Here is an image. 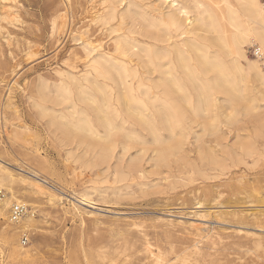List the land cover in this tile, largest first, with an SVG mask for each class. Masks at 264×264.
<instances>
[{
	"label": "rangeland",
	"instance_id": "obj_1",
	"mask_svg": "<svg viewBox=\"0 0 264 264\" xmlns=\"http://www.w3.org/2000/svg\"><path fill=\"white\" fill-rule=\"evenodd\" d=\"M102 6L101 0H75L71 4L61 0H0V167L12 173L14 192L20 200L10 201V193L4 188L8 204L6 218L0 223L8 225L14 245L27 250L29 256L26 262L12 259L0 226V264H156L154 254L155 258H164L161 264H186V260L187 264H264V160L258 166L250 162V169L243 168V189L226 177L205 183L197 169L200 161L194 145L196 134L187 142L186 149L190 151L187 156L181 161L171 159L173 169L170 166L162 169L164 175L160 177L167 176L165 172L170 177L166 182L154 181L159 185L143 189L132 185L118 192L114 189L122 184H115L114 177L104 173L103 167H93L94 158L83 156L82 149L69 155L70 148L47 131L45 122L32 109L27 98L30 93L27 87L32 84L43 81L51 95L70 83L75 90L76 85L65 72L70 70L66 63L72 52L81 51V47L73 41L71 32H84L86 38L102 49L112 47L118 21L86 19L91 7L95 8L93 12L102 13ZM60 13L68 19L67 36L53 35L51 31V19ZM250 46L245 49L249 58L255 60L249 53ZM242 85L246 88L247 102L243 105L255 98L264 104L261 88L254 80ZM238 108L231 121L235 123H227L231 109L224 110L225 116L221 117L224 143L237 149L240 140L255 143L264 157V120L254 119L242 107ZM192 126L199 135L197 124ZM24 162L39 165L52 180L53 188L42 185L45 193H38L28 187L24 182L34 180L17 171ZM112 163L116 164L115 158ZM153 179L158 180L159 175H153ZM224 182L231 185H218ZM61 192L88 194L97 205H78ZM19 202L32 209L34 217L30 218L34 227L26 228L23 221L17 225L9 222V209ZM198 224L199 229L192 228ZM24 232L30 236L28 245L21 244Z\"/></svg>",
	"mask_w": 264,
	"mask_h": 264
},
{
	"label": "bare ground",
	"instance_id": "obj_2",
	"mask_svg": "<svg viewBox=\"0 0 264 264\" xmlns=\"http://www.w3.org/2000/svg\"><path fill=\"white\" fill-rule=\"evenodd\" d=\"M74 1L61 0V3ZM101 3L104 12H93L95 8L91 7L86 19L117 20L119 25L114 31L118 34L112 47L105 50L86 38L84 32L70 33L81 47V51L72 52L66 63L70 70L65 72L76 85L75 90L70 83L51 95L43 81L27 87L30 105L45 122L47 131L70 148L69 155L82 149L83 156H92L93 167H103L104 173L114 177L115 184H122L114 189L118 192L132 185L143 189L159 185L154 181L166 182L170 177L165 172L167 176L161 178L162 169L172 168L171 159H184L190 152L186 149L189 138L197 134L194 145L203 182L226 177L243 189V168L260 165L263 153L255 143L244 140L239 141L238 149L224 143L221 117L225 116L224 110L231 109L232 114L226 116L231 125L239 111L236 108L242 107L253 118L264 120V104H260V99H249L250 104L243 105L247 102L246 88L242 85L254 80L261 88L264 102V70L258 61L249 58L245 49L257 42L264 52L261 0H101ZM67 20L64 13L52 17L53 35H68ZM192 124L200 128L199 135L193 132ZM238 137L242 138L240 134ZM114 158L116 164L112 163ZM127 159L129 162L125 164ZM38 166L24 162L17 171L34 180L24 182L28 187L45 193L42 185L53 188L52 180ZM240 171L243 172L239 175ZM153 175H159V179L151 180ZM14 183L12 173L0 167V186L8 189L10 201L17 202L20 200L16 198ZM218 185L229 187L231 183ZM61 194L81 206L97 205L88 194ZM7 204L6 200L0 207V221L6 218ZM83 213L94 215L90 211ZM23 223L29 228L35 222L28 217ZM0 226L12 259L26 262L27 250L14 245L8 225L0 223ZM192 228L199 229V224ZM152 252L150 249L151 256ZM154 255L156 264L164 262L162 256Z\"/></svg>",
	"mask_w": 264,
	"mask_h": 264
},
{
	"label": "built area",
	"instance_id": "obj_3",
	"mask_svg": "<svg viewBox=\"0 0 264 264\" xmlns=\"http://www.w3.org/2000/svg\"><path fill=\"white\" fill-rule=\"evenodd\" d=\"M263 18H264V3H263ZM250 55L258 61L261 67L264 69V52L258 44H252L249 48ZM7 198L6 190L0 186V207L4 204ZM34 217V213L30 206L26 203H13L9 209V222L17 225L20 224L28 217ZM30 242V236L28 233L24 232L21 236V244L28 245Z\"/></svg>",
	"mask_w": 264,
	"mask_h": 264
}]
</instances>
